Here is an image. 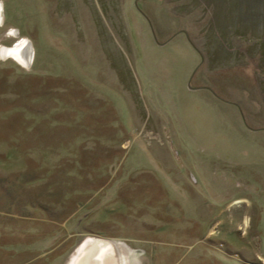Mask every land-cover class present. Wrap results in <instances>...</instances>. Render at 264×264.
<instances>
[{
  "label": "rangeland",
  "instance_id": "1",
  "mask_svg": "<svg viewBox=\"0 0 264 264\" xmlns=\"http://www.w3.org/2000/svg\"><path fill=\"white\" fill-rule=\"evenodd\" d=\"M0 13L3 242L62 231L71 211L65 264L99 239L118 264H264V0H0ZM25 43L29 64L5 54ZM41 117L73 138L114 118L113 153L68 174L19 154L22 120L45 136Z\"/></svg>",
  "mask_w": 264,
  "mask_h": 264
},
{
  "label": "crops",
  "instance_id": "2",
  "mask_svg": "<svg viewBox=\"0 0 264 264\" xmlns=\"http://www.w3.org/2000/svg\"><path fill=\"white\" fill-rule=\"evenodd\" d=\"M41 119L42 121L39 120L41 122L38 124V128H41L42 123H46V126L42 129L47 134L45 136H37L34 132L38 130L32 131V134L29 133L34 123L25 120L23 122L22 120V123H24L20 131L22 132V136H16V146H20V141L24 142L25 140L31 139V142L26 146H21L24 149L19 154H28L30 152L33 155H39V157L47 156V164L52 170L64 171L66 174L70 173L69 168L71 167L77 166L81 170L85 163L78 159L77 156L112 154L113 152L111 150L116 146L114 141H112V138L115 137L112 135L113 133H105V131L109 130L112 132L115 129L117 120H114V118H108V121H104L106 129H103V121H95L99 128L94 129L93 127L96 126L88 127L87 133L76 134L74 138L71 134L68 135L63 131H54L56 127H72L70 121H60L57 124L55 120L53 122L52 119L48 120L49 118L44 119V117H41ZM133 136L135 137V134ZM37 139L40 141L43 139V141L39 143ZM38 148L41 150H37ZM43 149H47V151H43ZM44 158L42 159L44 160ZM79 194L80 196L83 195L81 192ZM84 195L82 197L86 198L85 202L95 200L93 195L91 197L87 194ZM66 199V197L63 198L65 201ZM64 214L68 215L64 216L62 225H65V220L70 221L73 215L71 211L65 212ZM62 225H58L62 228V231H57L55 228L49 227V224L48 226L45 225V228L15 230L14 233L19 235L15 243L9 241L3 242V227L0 225V260L2 264H65L66 262H63L66 261V256L71 250L70 248L66 249L65 246L67 244L65 243L68 242L69 246L72 235L67 232L68 228ZM61 244L65 246L62 247ZM59 248L62 249L61 253L57 251L60 250Z\"/></svg>",
  "mask_w": 264,
  "mask_h": 264
},
{
  "label": "bare ground",
  "instance_id": "3",
  "mask_svg": "<svg viewBox=\"0 0 264 264\" xmlns=\"http://www.w3.org/2000/svg\"><path fill=\"white\" fill-rule=\"evenodd\" d=\"M1 14V13H0ZM16 34V33H15ZM31 45L29 43L22 44L17 47H8L5 49L7 56L14 57L19 61L29 64L31 59ZM3 51V50H2ZM4 52V51H3ZM80 253L72 262V264H118L119 258L114 253V248L111 243L99 239L92 241L87 246L80 248ZM110 259L112 261H110Z\"/></svg>",
  "mask_w": 264,
  "mask_h": 264
},
{
  "label": "flooded vegetation",
  "instance_id": "4",
  "mask_svg": "<svg viewBox=\"0 0 264 264\" xmlns=\"http://www.w3.org/2000/svg\"><path fill=\"white\" fill-rule=\"evenodd\" d=\"M242 256H243V254H242ZM244 258L247 259V257H244ZM240 263H242V264H249L247 261H243L242 259L240 260Z\"/></svg>",
  "mask_w": 264,
  "mask_h": 264
}]
</instances>
